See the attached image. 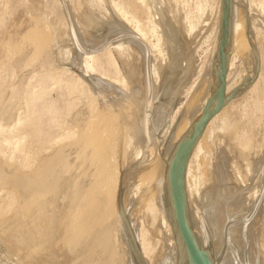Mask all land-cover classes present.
<instances>
[{
  "label": "rangeland",
  "instance_id": "374dc122",
  "mask_svg": "<svg viewBox=\"0 0 264 264\" xmlns=\"http://www.w3.org/2000/svg\"><path fill=\"white\" fill-rule=\"evenodd\" d=\"M241 1L245 3L247 9L249 7L247 5V0ZM257 2L260 8L257 7V10H259L258 12L257 10L253 11V16L255 19L257 17V20H259L258 22L256 20V27L261 42L264 44V0H257ZM115 6L117 7L115 8ZM198 6H202V8L205 6L203 9H206L202 14L198 13ZM222 7V0H145L144 4L141 0H0V156L2 152H6L5 156H3L5 154L3 153V157H0V188L2 187L0 189V264H96L97 261L100 262V264H121V260L122 264H126L129 259L126 257V260H123L126 254L125 251V254H122V250L120 252L117 250L120 249L118 244L121 242L114 243L115 245L109 244L104 251L100 248L99 250L102 251L100 253V251L97 250V252L99 251L97 257H94V254H89L90 249L91 253H96L95 249H93L92 241H97V233L100 232L99 235L102 234L100 236L98 235V241L100 242L101 240V243H105L106 239L108 240L111 235L112 240L117 237L116 232L111 230L114 229L116 224L112 216L113 211L106 213V208H104L109 202L108 198L106 200V205L105 202L102 201L96 205V207L98 206L97 208L90 207L95 213L93 214L92 221L84 225L86 227L82 226L78 228L79 231L76 230L77 232L75 233L71 232L70 226H68L71 223V218H69V216L70 211L73 210L72 208L79 202V197L77 195H80V192L78 193V191H81V194L90 193L92 187L96 183L94 175L97 173L98 166L96 167L90 162H85L81 169L78 166L80 162H78V160H80L82 154H80V151L79 154H77L78 149H76V147L78 146H75V148L72 147L70 141L65 143L56 141L59 143L56 144L53 140H56V138L58 140V138L63 136L64 132L68 129L70 130V128L77 130V137H81L80 134H82L81 132L87 122L93 121L99 111H103L102 115H104L102 119H109L112 115L116 117L118 114L117 116H119V118L117 117L118 119L116 120V125L118 126H116L117 129L114 131L113 135L114 143L112 142L115 147L114 150L111 151L113 155L112 164L116 168L115 170L118 171H116L117 174L119 173V176L117 175L120 179L119 183L124 182V180L128 182L124 188L125 193L128 192V194H130L132 190L134 191L132 192L133 194L135 191L137 192L139 189L138 187L143 183L140 181L141 178H139V183L136 182L135 179L137 178L138 180L136 173H133L135 174L134 177L132 174L131 177L129 175V178H127L126 171L133 166L134 169L135 165L137 166L139 164L136 167L137 169L142 163L147 165V162L148 164L154 162L155 158L160 159L159 154L162 156L164 151L163 146L167 144L169 139L173 140L174 136L177 135V125H179L177 123H180L183 118L182 116L190 110V101L194 106L192 102L196 97L194 95L196 93L198 94V89H202L203 86L205 88L206 82H208L207 78H209L208 75L215 67L214 60L216 59L217 52V47L215 45H218L217 41L221 24ZM119 10L127 13L125 14L126 21L123 20L124 18H120L119 14L121 12ZM233 17L236 18L234 24H236L237 21L243 23L242 18L238 14L232 16L231 23H233ZM139 27L141 32H145V36L147 34V39H143V41L136 35ZM36 32L44 33L43 35L45 38H49L47 39L49 43H46L47 47L44 48V46H46L44 42L46 39H42L43 42L39 41L40 39L36 37ZM149 34L151 36H154L152 34H156V36L151 38ZM255 36L256 34L254 33L253 38ZM254 39H256V37ZM40 43H42L41 51L39 50ZM159 44L160 46H158ZM37 47H39V49H37ZM13 48L16 49L13 50L15 52L11 54L12 50L10 49ZM37 51L39 53H37ZM240 55L241 56H238L235 61L234 70H232V77L236 79V81H239H235V83H238L237 88L249 75L248 70L250 66L248 55ZM89 56L102 57L100 59L102 62H99L101 68H99L98 72L87 70V66L90 64V62H87ZM109 63H112L113 66H110ZM244 72L245 76L243 78L240 75L243 76ZM101 73H103V75H101ZM107 75L108 78L105 77ZM111 78L116 81H120V79L121 81L123 80L122 82H124V85L122 87L120 83L116 85L118 82L114 84V82L109 80ZM204 78L206 80H204ZM228 81L229 79H226V83ZM101 82L107 85H101ZM98 83L101 86H99ZM202 83L203 86H201ZM235 83L233 81V84ZM10 84L12 86L11 88ZM72 85L77 87L76 93L73 90L74 86L71 87ZM34 90V94H36L35 98H33L34 96L32 94ZM77 91L80 94H78ZM9 94L12 98L10 99L12 100L11 102L15 100L12 104L13 106L10 104L11 102L9 103ZM262 94L264 95V69H259L249 89L242 93V97L234 108L226 112L225 122L217 119L211 121L207 134L203 138L201 153H199L198 157L194 160L192 169L194 171H192V173H194L195 188L198 194L195 198L199 199H197L198 202L194 199L195 202L191 204L192 207L199 208L192 209L196 211L195 213H197L198 210L199 214H197L199 216L197 215L198 219H196L198 223L201 219L199 227L203 229L202 231L206 234L209 233L208 237L214 251L215 263L217 261L222 262L230 255V264H252L253 262V264H264V96ZM90 98H95L96 103L93 107L88 108ZM32 99L33 102L31 101ZM26 102L31 103L29 107ZM117 103L119 104V109ZM5 104H7V106H5ZM81 109L83 110L81 111ZM121 110L123 113L119 115L120 113L118 112H122ZM37 116L38 119L41 118L40 122ZM24 119L26 122L28 121V124L25 123ZM172 119L174 122H172ZM32 120L33 122H31ZM22 121L24 123H22ZM34 121L37 123L35 124ZM251 121H253V123ZM17 124H21L22 126ZM131 124L135 126H133V130L136 127H141L139 129V131L142 130L140 131L142 133L140 136L142 135L145 138L142 136L141 138H137L139 134L133 133L135 131L132 130V126L129 128ZM139 124L140 126H138ZM17 126L19 127L16 128ZM14 128H16L15 131ZM173 128L175 130H173ZM236 128L237 131L235 130ZM17 129L19 130L17 131ZM251 133L252 136L250 135ZM24 134L25 136H29L28 142L24 145L26 147L25 153L33 155L30 165L26 167V169H24L25 167L23 165L25 154H17L13 156L14 160L11 159L10 161L12 146L15 143H13L12 146L3 143L6 140H17L18 137L21 138ZM133 134L134 136H132ZM169 135H171V138ZM135 136L137 140L134 138ZM127 137L133 139L125 155ZM167 137H169V139H167ZM4 138H6V140ZM245 141H250V149L249 147L246 149L241 148L240 143ZM69 142L71 143L70 146H68ZM151 146L153 148L155 146L157 147L154 148L156 149L155 152L152 150ZM151 150L154 156H152ZM137 153L140 154L141 157H139L140 159L138 158L135 163H132V157H136L135 155H137ZM35 154L38 155L36 156ZM53 154L54 156H52ZM58 156L61 159H58ZM50 157H52V159H50ZM58 160L60 161L57 167L56 164H58ZM140 160H142L141 165L138 163ZM47 163L48 166H46ZM159 164H161V160ZM9 166L15 167V174L10 175L8 174L10 172L7 173V171L11 169ZM50 166L52 167L51 169H56L57 171L50 170V172L54 174L50 173L53 174V176L50 177L48 173V178L50 177L49 180L46 179L48 174L45 172V169L48 170ZM54 166H56V168ZM38 167L43 169V171L45 170L44 174H47L46 176L44 175L45 180L42 185L41 183L43 182L44 176H41L43 179L40 183L39 180H41L40 174L42 170L38 169ZM79 169L80 174L78 173ZM36 173L39 177L37 175H35L36 177L34 176ZM7 175H10L11 178L7 179V177H5ZM28 177L32 179L30 181L34 182V184L30 185L31 182L26 179ZM34 178L36 179L34 180ZM132 179H135V181ZM58 180H61V182ZM62 180L63 185H59L62 183ZM56 181L58 182L57 184ZM36 183L38 185H36ZM68 183L71 184L70 187ZM26 184L29 185L26 187ZM120 184L121 187H119ZM120 184L118 189L122 190L123 183ZM80 185L81 187H79ZM128 185L131 188H129ZM4 186L6 187L4 188ZM61 186L65 187L63 188L64 191ZM103 186L104 184L102 188H105ZM12 187L17 190L16 196L18 195L19 197L18 201H21L22 198L28 201L34 198V202H32L30 208H28V214L26 215L27 212L25 213L26 217L20 214L22 210H20L18 204L8 212L4 211ZM24 187L27 189H24L25 192L22 189ZM81 188L86 191H82ZM119 190L117 191L118 193L116 192L118 195L120 192ZM50 191L53 192L50 193V195L52 194L51 196H49ZM26 192L28 194H26ZM143 193L141 198L145 196L146 192ZM118 195L116 196L115 202L118 199ZM27 196L30 199H28ZM55 199L60 200V203L58 201V205H54ZM138 201L139 200H135V203H132L130 207L131 212H134L135 209L137 212ZM40 202L44 203L40 204ZM119 203L120 202L117 201V205H119ZM39 204L42 207H44V205L49 206V209H47L46 206L44 208L41 206L39 207ZM49 204H53L55 209L53 206L50 207ZM37 208H39L38 210L40 211H38ZM40 208H42L45 213H42L43 211H41ZM77 210L79 212V208ZM36 211L39 212L40 216H43L41 217L42 219H40ZM85 211L84 215L87 213V210ZM215 211H217V214ZM89 213L90 212H88L87 215ZM202 214L208 216H206V220L203 219L206 217ZM36 215H38V218ZM73 215L74 214H71L70 217ZM146 218L148 219L147 216ZM218 218L220 219L218 220ZM147 219L145 220L146 222ZM207 220L208 222H205ZM149 221L150 218L147 222L150 224ZM62 222L65 225L62 224ZM96 222L98 225L100 222L101 226H98ZM216 222L219 223L217 224ZM147 223L146 225H148ZM210 223L217 224V231L215 225H211ZM208 225L211 226L214 232L210 228H207ZM35 226L38 227L37 231ZM61 226L63 227L61 228ZM94 226L97 227L95 228ZM40 227H42L41 229L43 230L39 229ZM93 227L96 229V235L94 234L95 232H93L95 231ZM146 227L148 228V226ZM149 227L150 229H148V231L151 230L148 232L149 242L153 243L157 240L159 242L158 245L160 244L156 253L154 252L155 257L153 255V264L154 262L156 264H162L164 259H166L169 254H172V249L168 246V240L164 230L158 233V228L155 227L154 229V227L152 228L150 225ZM203 227H205L206 230ZM29 229L30 231L26 232V230L28 231ZM60 230L63 232L61 233ZM58 231L61 233V238ZM218 231L219 234H217ZM231 231L233 232L231 233ZM30 233H32V235ZM65 233H68V237H70L68 240L67 234ZM210 233L213 234L214 238ZM38 234L42 235V238H40L42 242L40 241L41 244L38 243L39 245L36 243ZM56 234L58 235L57 237ZM92 234L95 235L96 239L93 240L94 236ZM216 235H218V237H216ZM49 236L52 239H50ZM54 236L56 237L55 239ZM149 236L151 239H149ZM58 237L60 238L59 240ZM248 238H250V240ZM53 239L56 240V242ZM52 240L54 242H52ZM65 240L68 242H65ZM69 241L72 243H70L71 246L69 245ZM50 242H52L53 246L49 244ZM214 244L216 246H214ZM247 245H250V248ZM252 247L254 249H252ZM215 249L217 251H215ZM250 249H252L250 252H252L254 256L249 252ZM217 252L219 253L218 255H216ZM248 252L254 257L253 262L250 260L252 257H249L250 254ZM90 255H92V257H90ZM115 258L117 259L113 263ZM127 264L129 263L127 262Z\"/></svg>",
  "mask_w": 264,
  "mask_h": 264
},
{
  "label": "bare ground",
  "instance_id": "6f19581e",
  "mask_svg": "<svg viewBox=\"0 0 264 264\" xmlns=\"http://www.w3.org/2000/svg\"><path fill=\"white\" fill-rule=\"evenodd\" d=\"M142 2H143V4H144V2H145V0H141ZM160 1V0H159ZM230 2H231V6H232V16L234 15V14H238L241 18H242V22L243 23H240L239 21H237V23L236 24H234L235 22H236V18L235 17H233V23H231V24H234V25H231V49H230V52H229V54H228V59H227V77H226V79L228 80L229 79V81L226 83V94L227 95H230L231 93H233L234 91H235V89L237 88V86H238V83H235V81H236V79H234L233 77H232V70H234V64H235V61H236V59H237V57L238 56H241L240 54H247L246 56L250 59L249 60V76L251 77V78H253L254 79V76H255V74H258V71H259V69H264V44L261 42V39H260V37H259V32H258V30H257V27H256V25H257V23H256V20H257V17H256V19H255V17L253 16L254 14H253V11H255V10H257V7H259L260 8V5H258V2H257V0H247V5L249 6L247 9H248V11H247V9H246V7H245V3H243L241 0H229ZM222 3H223V0H222ZM115 5V4H114ZM116 5H118V4H116ZM201 5V4H200ZM122 6V5H121ZM120 6V7H121ZM117 6H115V8H116ZM205 7V6H204ZM203 7V8H204ZM256 7V8H255ZM122 8H123V6H122ZM121 8V9H122ZM130 8V7H129ZM202 8V6H198V13L199 14H202L203 12H204V10L206 9H203ZM223 9H224V3H223V7H222ZM254 8V9H253ZM120 9V10H121ZM223 9H222V14H221V19H222V16H223ZM117 10H118V8H117ZM119 10V11H120ZM259 10H257V12H258ZM121 12V13H120ZM119 13V16H120V18H124L123 20H125V14H127L126 12H124V11H120ZM255 13V12H254ZM258 14V13H257ZM126 16H129V15H126ZM249 16H250V18H249ZM127 20V19H126ZM125 20V21H126ZM259 20H257V22H258ZM36 23V22H35ZM38 25V24H37ZM39 26V25H38ZM47 26V25H46ZM220 26H221V24H220ZM237 27V28H236ZM259 27V26H258ZM143 29V28H142ZM249 29L251 30V31H253V34L255 33L256 34V39H254L253 37L251 38L250 36H249ZM37 33V32H36ZM48 33H49V31H48ZM143 32H141L140 31V27H139V30H137V36H139L138 38H141L142 39V41H143V39L145 40V39H147L146 37H147V34H146V36L144 35L145 34V32L142 34ZM44 34V33H43ZM42 33H37L36 34V37H38L40 40L39 41H42L43 42V40L42 39H46V41H48L47 39H49V38H45V36L43 35ZM150 35V34H149ZM148 35V36H149ZM152 35H154V36H156V34H152ZM151 36V35H150ZM154 36H151V38H153ZM219 36H220V29H219V34H218V43H219ZM46 37H49V36H46ZM150 38V37H149ZM149 38H148V40H149ZM155 38H157V37H155ZM36 39V38H35ZM156 40V39H155ZM30 41V40H29ZM46 41H44L45 42V44L46 43H49V41L48 42H46ZM151 41V40H150ZM149 41V43L151 44V42ZM145 42V41H144ZM36 43V42H35ZM245 43H246V46H245ZM44 44V45H45ZM216 44V43H215ZM35 45V44H34ZM43 45V46H44ZM39 46V45H38ZM41 46H42V43H40V49H39V47H37V49H39L40 51H41ZM48 46H49V44H48ZM151 46V45H150ZM158 46H160V44L158 45ZM216 47H217V45H215ZM45 47H47V44H46V46H44V48ZM51 47V46H50ZM154 47V46H153ZM156 47V46H155ZM16 48H13V49H10V50H12V52H11V54L12 53H14L15 51H13V50H15ZM50 49V48H49ZM217 49V48H216ZM255 49H256V51H259V55H258V59H259V61L257 60V56H256V51H255ZM258 49V50H257ZM119 50V49H118ZM154 50V49H153ZM122 51V50H121ZM156 51V50H155ZM37 53H39L38 51H37ZM14 55V54H13ZM106 55V54H105ZM166 55V54H165ZM14 57V56H13ZM106 57V56H105ZM102 58V57H101ZM100 56L98 57V56H89V58H88V63L90 62V64L88 65L87 63V70H89V71H93V72H98L99 71V68H101V66H100ZM103 58H104V56H103ZM108 58V57H107ZM165 58V57H164ZM216 58V57H215ZM33 59V58H32ZM110 59V58H109ZM240 59V58H239ZM104 60V59H103ZM111 60V59H110ZM153 60V59H152ZM166 60V59H165ZM107 61V60H106ZM102 62V61H101ZM214 62H215V60H214ZM35 63V62H34ZM85 63V62H84ZM259 63V69L257 70V64ZM28 64V63H27ZM110 64V66H113L112 65V63H109ZM215 64V63H214ZM119 69V68H118ZM101 70V69H100ZM102 70H103V67H102ZM101 70V71H102ZM210 70V69H209ZM14 71H15V69H14ZM239 71V70H238ZM215 73H216V69H213V71L212 72H210V74L208 75L209 76V78H207L208 79V82H206V85H205V88H204V86H203V83H202V85L201 86H203L202 87V89H198V94L196 93L194 96H196L195 97V99H193L194 101H192L193 103H194V106L192 105V103H191V101H190V110L188 111V113H185L184 114V116H182L183 118L181 119V121H180V123H177V124H179V125H177L178 126V130H177V135L176 136H174V139L173 140H170L169 139V137L171 136V135H169V137H167V139H169V141L167 142V144L165 145V144H163V145H165V146H163V154H162V156H161V154H159L160 155V159L159 158H155L154 159V162H151V164H148V162H147V165L146 164H144V163H142V165H141V161L142 160H140V162H138V163H140V165L142 166H140L139 168H137L136 169V167L139 165H135V168L133 169V167H130L129 168V170H127L126 171V176H127V178H129L128 176L130 175V177H131V175L133 174V173H136V175H137V177H138V180H137V178H135L136 179V182H138L140 179L139 178H141V182H143V183H141L140 184V187H138L139 189H138V191L136 192L135 191V193L133 194L132 192H134L133 190L130 192V189H129V192H130V194H128V192H126L125 193V191H124V188H125V185L128 183L127 182V180H124V182H120V183H123L122 184V186H123V188H122V190L120 189H118V186H119V181H120V179H119V173L117 174V170H115L116 168L114 167V165L112 164L113 163V160H112V157H113V155L111 154V151L112 150H114V142H113V138H114V131L117 129L116 128V126H118V125H116L117 124V122H116V120L119 118V116H117L116 115V117L114 116L113 117V115L108 119H102L103 117V115H102V113H103V111H99V113H97V116H95L94 117V120L96 121H91V122H87V124H86V126L84 127V129L82 130V134H80L81 135V137H77L78 136V133H77V130H73V129H71L70 128V130L68 129V130H66L65 132H64V134H63V136H61L60 138H58V140H57V138H56V140H53V141H55L54 143H56V144H59V143H65V142H67V141H70L71 143H72V147H74L75 148V146H78L79 148H80V150H79V148L78 147H76V149H78L76 152H77V154H79V151H80V154H82L81 156L82 157H80V160H78V166L81 168L82 167V165L85 163V162H90V163H92V164H94V166H98L97 167V173H96V175H94L95 176V181H96V183H95V185L92 187V190L90 191V193H82L81 194V191H78V193L80 192V195H77L78 197H79V202H78V204H75V202H74V204L76 205H73V206H75V207H73L72 209V211H70V216H71V214H74L72 217H70L69 216V218H71L70 220H71V223H70V225H68V224H66V225H68V226H70L69 228H70V230H71V232H73V233H75V232H77L76 230H78V228L79 227H86V226H84V225H86V224H89L91 221H92V219H93V214L95 213V211H92L91 210V208L90 207H96V205L98 204V203H100V202H102V201H104L105 202V205L107 204L106 203V200H107V198H108V200H109V202H108V204L106 205V207H104V208H106L105 209V212L106 213H108L109 211H113V219H114V223H116L115 224V226H114V229H111L112 231L114 230L115 232H116V234H117V237L116 238H114L113 240H112V235L111 234H109V235H111L110 237H109V239L107 240L106 239V242L105 243H101V240H100V242L98 241V239H99V237H98V235H99V233H97L96 232V227L97 226H94L93 228L95 229V231H93V232H95L94 234L96 235V233L98 234V235H96L97 236V241L95 240V242L94 241H92L93 242V249H95V251H96V253H91V249H90V253L89 254H94V257L96 256L97 257V255H98V252L100 251L99 249L101 248L103 251H104V249L105 248H107L108 246H109V244H112V245H115L116 243H120V244H118V246H120L119 248L120 249H117V250H119L118 252H120L121 250H122V254H125V257H123L124 259L123 260H126V257L129 259L127 262L129 263V264H143V262H141L140 261V258H139V253L142 255V258H143V260H144V262H145V264H153V255H154V252L156 253V250H157V248L159 247V245H158V241L156 242H149V240H148V232L149 231H151V230H149L148 231V229H150V227H149V225L153 228L154 227V229H155V227L156 228H158V233H161V231L162 230H164V232H165V234H166V238H167V240H168V246L169 247H171V249H172V254H169V256L166 258V259H164V262L162 263V264H192L190 261H189V258H186V254H185V252L183 251L184 249H183V246H182V243L180 242V240H179V237H178V235H177V228H176V225H175V222H174V213H175V208H174V204H173V200H172V197H171V193H170V185H169V178H170V171H171V169H170V167H171V160H172V158H173V153H174V150H175V146L177 145H182V143L184 142V140H185V137L187 136V134H188V132L191 130V128H192V125L194 124V122H195V120L198 118V116L201 114V112H202V110L204 109V107H205V105L210 101V99L213 97V95L215 94V92H216V88H215V85H214V79H215ZM238 73V72H237ZM241 73V72H240ZM202 74H203V72H202ZM233 74H235V73H233ZM244 75L242 76V75H240L241 77H243L244 78V76H245V72L243 73ZM8 75V74H7ZM22 75V74H21ZM101 75H103V73H101ZM100 75V76H101ZM238 75H239V73H238ZM248 75V74H247ZM237 76V75H236ZM106 78H108V75L107 76H105ZM21 78V77H20ZM110 78V77H109ZM201 78V77H200ZM238 78H239V76H238ZM95 79V78H94ZM17 80V79H16ZM96 80V79H95ZM109 80H111L112 82H114V84H115V82L117 83L118 82V84H116V85H119V83H120V85H121V87L124 85L123 83L124 82H122L121 81V79H120V81H116L115 79V81L114 80H112V78L111 79H109ZM117 80H119V79H117ZM204 80H206L205 78H204ZM240 80V79H239ZM99 81V80H98ZM233 81H234V83L235 84H233ZM111 82V83H112ZM204 82V83H205ZM236 82H239V81H236ZM240 83H241V80H240ZM239 83V84H240ZM101 85H107V84H103L102 82L100 83ZM78 85V84H77ZM91 85V84H90ZM92 85H93V83H92ZM98 85H99V83H98ZM101 85H99V86H101ZM109 85V84H108ZM37 86V85H36ZM74 86V87H73ZM207 86V87H206ZM12 86H11V84H10V88H11ZM28 87H31V86H28ZM28 87H27V89H28ZM43 87V86H42ZM71 87H73V90L75 91V93H76V89H77V87H75V85H72ZM104 87V86H103ZM109 87V86H108ZM111 87H112V85H111ZM250 87V86H249ZM249 87L247 88V89H249ZM200 88V87H199ZM204 88V89H203ZM90 89V88H89ZM247 89H245V90H247ZM117 90V89H116ZM120 90V89H119ZM195 90V89H194ZM244 90V91H245ZM72 91V90H71ZM97 91V90H96ZM118 91V90H117ZM244 91L242 92V93H244ZM26 92V91H25ZM32 92V91H31ZM92 92V91H91ZM91 92H89V93H91ZM35 93V90L33 91V98H35V96H36V94H34ZM77 93H78V91H77ZM242 93H240V94H238V95H236V96H234V98L233 99H231V100H229V101H227L226 102V104L223 106V108L208 122V124L204 127V129H203V131H202V133H201V135H200V137H199V139H198V141H197V143H196V145H195V147H194V149H193V152L191 153V155H190V157H189V159H188V161H187V164H186V168H185V171H184V185H185V191H184V196H183V200H184V209H183V211H184V213L182 214L183 216H184V221L186 222V225H187V227H188V230H189V232L191 233V235H192V239H193V243H195L196 245H197V247L201 250V251H203L206 255H207V257L209 258V259H211L212 261H213V259H215V257H214V251H213V248H212V245H211V243H210V241H209V233H205V232H203L202 230L203 229H201L199 226V223L201 222V219H200V222L198 223L197 222V219H198V210H197V213H195L196 211H194L192 208H196V207H192V202H195L194 201V199H196L195 198V196L196 195H198L197 193H196V188H195V177H194V173H192V171H194V170H192L193 169V164H194V160L198 157V155H199V153H201L200 151H201V149H202V142H203V138L205 137V135L207 134V131H208V129H209V127H210V124H211V121L212 120H214V119H217V120H220V121H223V122H225V120H226V112L228 111V110H230V109H233L234 108V106L239 102V100H240V98L242 97ZM25 94H29V93H25ZM40 94V93H39ZM78 94H80V93H78ZM116 94V93H115ZM263 95V94H262ZM261 95V96H262ZM101 96V95H100ZM264 96V95H263ZM29 97H31V96H29ZM40 97V96H39ZM38 97V98H39ZM92 97V96H91ZM25 98H26V96H25ZM262 98V97H261ZM10 99H12L11 97H10V94H9V103L12 101V100H10ZM42 99V98H41ZM40 99V100H41ZM35 100V99H34ZM262 100V99H261ZM7 101V100H6ZM5 101V102H6ZM15 101V100H14ZM13 101V102H14ZM32 102H33V99L31 100ZM37 101V100H36ZM264 101V100H263ZM13 102H11L10 104L12 105L13 104ZM40 102V101H39ZM242 102V101H241ZM261 102V101H260ZM95 103H96V100H95V98H90V100H89V102H88V108H90V107H93L94 105H95ZM103 103V102H102ZM16 104H17V102H16ZM26 104L28 105V107L30 106V104L31 103H27L26 102ZM118 104V103H117ZM253 104V103H252ZM262 104V103H261ZM26 105V106H27ZM34 105V104H33ZM191 105H192V108H191ZM1 106H2V104H1ZM5 106H7V104H5ZM4 106V107H5ZM13 106V105H12ZM20 107V106H19ZM85 107H86V104H85ZM252 107H253V105H252ZM262 107V106H261ZM14 108V107H13ZM25 108V107H24ZM32 108V107H31ZM188 108V107H187ZM9 109V108H8ZM16 109V108H15ZM17 109H18V107H17ZM20 109H21V107H20ZM101 109V108H100ZM118 109H119V104H118ZM185 109V108H184ZM1 110V109H0ZM19 110V109H18ZM83 109H81V111H82ZM8 111V110H7ZM122 111V110H121ZM261 111V110H260ZM25 112H27V111H25ZM10 113H11V111H10ZM16 113H19V112H16ZM86 113V112H85ZM118 113H120L119 115H121V113H123V111L122 112H118ZM261 114V113H260ZM9 115V114H8ZM182 115H183V113H182ZM242 115H243V113H242ZM11 116H12V114H11ZM18 117V116H17ZM118 117V118H117ZM126 117V116H125ZM175 118H176V116H175ZM255 118V117H254ZM27 119V118H26ZM37 119H38V116H37ZM40 119L41 118H39L38 120H39V122H40ZM98 119H100V120H98ZM25 120V119H24ZM35 120V119H34ZM38 120H37V122H38ZM122 120V119H121ZM120 120V121H121ZM176 120V119H175ZM19 121H20V118H19ZM178 121H179V119H178ZM21 122V121H20ZM31 122H33V120L31 121ZM35 122V121H34ZM37 122H35V124L37 123ZM172 122H174L173 121V119H172ZM171 122V123H172ZM176 122H177V120H176ZM252 123H253V121H251ZM17 123V122H16ZM22 123H24L23 121H22ZM21 123V124H22ZM25 123H27L28 124V121L26 122V120H25ZM52 123V122H51ZM130 123V122H129ZM135 123V122H134ZM21 124H17V125H21ZM35 124H34V127H35ZM137 124V123H136ZM173 124V123H172ZM23 125V124H22ZM21 125V126H22ZM26 125V124H25ZM127 125V124H126ZM173 125H175V124H173ZM19 126H17L16 128H18ZM27 126V125H26ZM39 126V125H38ZM38 126H37V128H38ZM130 126H132V130H133V124H131V125H129V128H131ZM137 126V125H136ZM138 126H140V124L138 125ZM24 127V126H23ZM30 127V126H29ZM135 127V126H134ZM172 127V126H171ZM16 128H14V131L16 130ZM22 128V127H21ZM141 127H139V128H135L133 131H135V132H133V133H137V134H139V136H140V134H142L140 131H142V130H140L139 131V129H140ZM170 128V127H169ZM176 128V127H175ZM20 129V128H19ZM19 129H17V131L19 130ZM23 129V128H22ZM74 129H77V128H74ZM254 129V128H253ZM172 130V129H171ZM173 130H175L174 128H173ZM236 131H237V128L235 129ZM239 130V129H238ZM6 131V130H5ZM13 131V130H12ZM38 131V130H37ZM39 132V131H38ZM41 132V131H40ZM131 132V131H130ZM139 132V133H138ZM156 132V131H155ZM165 132V131H164ZM169 132V131H168ZM173 132H175V131H173ZM172 132V133H173ZM13 133V132H12ZM37 133V132H36ZM170 133V132H169ZM234 133V132H233ZM253 133V132H252ZM252 133L250 134L251 136H252ZM8 134H10V133H8ZM38 134V133H37ZM43 134V133H42ZM41 134V135H42ZM144 134V133H143ZM166 134H168V133H166ZM1 135V134H0ZM40 135V136H41ZM60 136V135H59ZM129 136H131V135H129ZM132 136H134V134L132 135ZM131 136V137H132ZM139 136H137V138H141V136L139 137ZM153 136V135H152ZM165 136H167V135H165ZM250 136V137H251ZM77 137V138H76ZM126 138V143H125V146H126V152H125V155L127 154V151H128V149L130 148V146H131V141H132V139L133 138ZM143 137V136H142ZM164 137V136H163ZM28 138H29V136H25V134L23 135V137H21V138H19L18 137V139L16 140V139H14V140H16V141H14L13 139L12 140H6V138H4L6 141H4L3 143H5V145L7 144L8 146H12V144L13 143H15L13 146H12V151H11V154H12V156H11V158L9 159L10 161H11V159H13L14 160V157L13 156H15V155H17V154H25V156H24V158H23V165H24V169H26V167H29V165H30V162H31V159H32V154L31 155H29L28 153H25V151H26V147L24 146V145H26V143L28 142ZM45 138V137H44ZM136 140H137V138H136V136L134 137ZM143 138H145V137H143ZM171 138V137H170ZM37 139H38V136H37ZM147 139V138H146ZM150 139V138H149ZM166 139V138H165ZM180 139V140H179ZM252 139V138H251ZM3 140V139H2ZM140 140H142V139H140ZM145 140V139H144ZM179 140V141H178ZM48 141V140H47ZM49 141H51V140H49ZM52 141V142H53ZM59 142V143H57V142ZM152 141V140H151ZM164 141V140H163ZM178 141V142H177ZM69 142V145L68 146H70V143ZM113 142V143H112ZM147 142V141H146ZM154 142V141H153ZM178 144H177V143ZM251 142H253V141H251ZM39 143V142H38ZM49 143V142H48ZM116 143V142H115ZM161 143H162V141H161ZM117 144V143H116ZM241 144V148L242 149H246V148H248L250 145V141H245V142H242V143H240ZM51 145V144H50ZM67 145V144H66ZM156 145H157V143H156ZM160 146V145H159ZM152 147V146H151ZM156 147V146H155ZM154 147V148H155ZM10 148V147H9ZM65 148V147H64ZM153 147H152V150H154V152H155V150L156 149H154ZM157 148V147H156ZM37 149V148H36ZM75 149V150H76ZM151 149V148H150ZM160 149V148H159ZM161 149H162V146H161ZM249 149H250V147H249ZM7 150H8V147H7ZM151 150V151H152ZM48 151V150H47ZM69 151V150H68ZM71 151V150H70ZM2 152V151H1ZM53 152H54V150H53ZM63 152V151H62ZM160 152V151H159ZM3 153H5L4 155H3ZM30 153V152H29ZM74 153V152H73ZM149 153H150V151H149ZM62 154V153H61ZM70 154V153H69ZM76 154V155H77ZM152 156H154V153H153V151H152ZM2 155L3 156H5L6 155V152H2ZM1 155V156H2ZM36 155V154H35ZM38 155V154H37ZM36 155V156H37ZM49 155V154H48ZM140 154H138L137 153V155H135L136 157H132V163H135V161L136 160H138V158L139 157H141V155L139 156ZM0 156V157H1ZM2 156V157H3ZM52 156H54V154L52 155ZM60 156V155H59ZM59 156H58V159H61V158H59ZM157 156H158V154H157ZM13 157V158H12ZM65 157V156H64ZM79 157V156H78ZM148 157H151V156H148ZM56 158V157H55ZM63 158V157H62ZM146 158V157H145ZM1 159V158H0ZM3 159V158H2ZM21 159V158H20ZM50 159H52V157H50ZM70 159V158H69ZM78 159V158H77ZM140 159V158H139ZM142 159V158H141ZM147 159V158H146ZM145 159V160H146ZM34 160V159H33ZM144 160V161H145ZM160 160H161V164H159L160 163ZM46 161H48V160H46ZM52 161V160H51ZM59 161L60 160H58V164H56V166L58 167V165H59ZM147 161H149V160H147ZM251 161V160H250ZM44 162V161H43ZM49 162V161H48ZM57 162V161H56ZM62 162V161H61ZM16 163V162H15ZM14 163V164H15ZM21 163V162H20ZM35 163V162H34ZM53 163V162H52ZM64 163V162H63ZM125 164V163H124ZM128 164V163H127ZM42 165V164H41ZM43 165H45V164H43ZM68 165V164H67ZM131 165H133V164H131ZM46 166H48V163L46 164ZM52 166H53V164H52ZM56 166H54L55 168H56ZM65 166V165H64ZM93 166V167H94ZM252 166V165H251ZM3 167V166H2ZM11 169H10V171H7V173L8 172H10V173H8V174H10V175H13V174H15V172H16V169H14L13 167H11V166H9ZM31 167V166H30ZM75 167V166H74ZM249 167V166H248ZM43 168V167H42ZM52 167L50 166V168L48 167V170L47 169H45L44 171L45 172H47V174L49 173H53V172H50V170L51 171H55V170H53V169H51ZM7 169H8V166H7ZM38 169H41V168H39L38 167ZM37 169V170H38ZM65 169V168H64ZM82 169V168H81ZM86 169V168H85ZM96 169V168H95ZM224 169V168H223ZM222 169V170H223ZM19 170V169H18ZM41 170H42V173H41ZM40 170V177L42 176H46L47 174H44V171H43V169H41ZM59 170V169H58ZM74 170H75V168H74ZM133 170V171H132ZM57 171V170H56ZM55 171V172H56ZM79 172V174H80V169L78 170ZM94 171H96V170H94ZM117 171V172H116ZM136 171V172H135ZM227 171V170H226ZM1 172V171H0ZM19 172V171H18ZM76 172V171H75ZM5 173H6V170H5ZM58 173H60V172H58ZM84 173V172H83ZM49 174L47 175V178L46 179H49L50 180V177L51 176H53V174H50V177L48 178V176H49ZM56 174V173H55ZM125 174V173H124ZM10 175H7V176H5V177H7V179L8 178H11V176ZM27 175V174H26ZM35 175H37L38 176V174L36 173V174H34V176ZM118 175V176H117ZM134 175L135 174H133L132 176L134 177ZM1 176V175H0ZM8 176H10V177H8ZM45 176H44V179L41 177V180H39L40 181V183L42 182V179H43V182L41 183V185L44 183V180H45ZM55 176V175H54ZM59 176V175H58ZM69 176V175H68ZM76 176V175H75ZM27 177V176H26ZM36 177V176H35ZM39 177V176H38ZM61 177V176H60ZM87 177H88V175H87ZM136 177V176H135ZM29 178V177H28ZM28 178H26L27 180H32V179H28ZM53 178V177H52ZM80 178H82V177H80ZM92 178H93V176H92ZM123 178H125V177H123ZM36 178H34V180H35ZM38 179V178H37ZM40 179V178H39ZM60 179V178H59ZM63 179V178H62ZM126 179V178H125ZM135 179H132V180H134L135 181ZM52 180H54V179H52ZM63 180H66V179H63ZM63 180H62V183H60L59 185H63ZM71 180V179H70ZM8 181V180H7ZM48 181V180H47ZM47 181H45L46 183H48ZM55 181V180H54ZM59 181V180H58ZM73 181V180H72ZM130 181V180H129ZM31 182V183H30ZM30 182H27V183H30V185L31 184H34V182H32V181H30ZM37 182V181H36ZM53 182V181H52ZM59 182H61V180L59 181ZM64 182H66V181H64ZM75 182V181H74ZM81 182V181H80ZM79 182V183H80ZM135 182V183H136ZM24 183H26V182H24ZM51 183V182H50ZM49 183V184H50ZM58 182L56 181V184H57ZM86 183V182H85ZM130 183V182H129ZM139 183V182H138ZM22 184V183H21ZM69 184V183H68ZM84 184V183H83ZM82 184V185H83ZM88 184V183H87ZM92 184V183H91ZM104 184V186L103 187H105V188H102V185ZM29 185V184H28ZM27 184H26V187L28 186ZM36 185H38L37 183H36ZM46 185V184H45ZM66 185V184H65ZM70 185L71 184H69L68 186L70 187ZM75 185V184H74ZM86 185V184H85ZM84 185V186H85ZM136 185V184H135ZM146 185H147V187H146ZM33 186V185H32ZM35 186V185H34ZM47 186V185H46ZM49 186V185H48ZM55 186H57V185H55ZM54 186V187H55ZM130 186H131V184H130ZM6 186H4V188H5ZM10 187V186H9ZM8 187V188H9ZM23 187V186H22ZM26 187H24V188H22L23 189V191H24V189H26ZM30 187V186H29ZM28 187V188H29ZM52 187V186H51ZM59 187V186H58ZM62 187V190H63V188H65V187H63V186H61ZM79 187H81V185L79 186ZM119 187H121V184H120V186ZM128 187H129V185H128ZM133 187V186H132ZM2 188V187H1ZM0 188V189H1ZM31 188V187H30ZM46 188H48V187H46ZM129 188H131V187H129ZM134 188V187H133ZM132 188V189H133ZM146 188V189H145ZM12 190H11V192L9 193V198H8V200H7V203H6V205H5V207H4V211L5 212H8V211H10V210H12V208L13 207H16V205L18 204L20 207V210H22V212L20 213V214H22V216H24V217H26V215L28 214V212H29V210H28V208H30V204H32V202H34L33 201V199H30V198H28V196H27V198L28 199H30L29 201L28 200H24L23 198L21 199V203L18 201V195L16 196V194H17V190L16 189H14L13 187L11 188ZM42 189V188H41ZM59 189V188H58ZM82 189V188H81ZM90 189V188H89ZM104 189V190H103ZM120 191L119 192V195L118 194H116V192L118 191V190ZM21 190V189H20ZM27 190V189H26ZM46 190H48V189H46ZM50 190V189H49ZM54 190V189H53ZM55 190H56V187H55ZM80 190V189H79ZM87 190H88V188H87ZM126 190H127V188H126ZM225 190V189H224ZM32 191V190H31ZM58 191V190H57ZM64 191V190H63ZM66 191V190H65ZM70 191H72V190H70ZM82 191H86L85 189H82ZM221 191V190H220ZM3 192V191H2ZM25 192V191H24ZM45 192V191H44ZM55 192V191H54ZM143 192H146L145 193V196L143 197V198H141V195L142 194H144ZM18 193H19V190H18ZM47 193H48V191H47ZM50 193H53V192H49V196H51L50 195ZM59 193V192H58ZM77 193V194H78ZM118 193V192H117ZM132 193V194H131ZM20 194V193H19ZM24 194V193H23ZM26 194H28L27 192H26ZM55 195H57L56 193H54ZM74 194V193H73ZM1 195H2V193H1ZM25 195V194H24ZM40 195H41V193H40ZM118 195V199H117V201L118 202H120L119 203V205H117V201L115 202V200H116V196ZM21 196H22V194H21ZM32 197V196H31ZM37 197V196H36ZM48 197V196H47ZM197 197V196H196ZM44 198V197H43ZM42 198V199H43ZM52 198V197H51ZM63 198V197H62ZM40 199V198H39ZM53 199H54V197H53ZM57 199V198H56ZM55 199V201H57V202H55L54 200V205H58L59 203H60V200H56ZM71 199V198H70ZM197 199H199V198H197ZM197 199H196V201H197ZM44 200V199H43ZM66 200V199H65ZM74 200L76 201V199L74 198ZM77 200V201H78ZM135 200H139L138 202V208H137V212H136V209L134 210V212L132 211L131 212V205H132V203L135 201ZM38 201V200H37ZM58 201H59V203H58ZM36 202V201H35ZM39 202V201H38ZM51 202V201H50ZM198 202V201H197ZM255 202V201H254ZM253 202V203H254ZM41 203H44V202H40V204ZM135 203V202H134ZM35 204V203H34ZM38 205L39 207L41 206V205ZM51 204V203H50ZM49 204V205H50ZM115 204V205H114ZM137 204V203H136ZM196 204V203H195ZM256 204V203H255ZM42 205H44V204H42ZM53 204L52 205H50V207L51 206H53L54 207V209H55V206H54ZM62 205H63V202H62ZM196 205H198V204H196ZM252 205H254V204H252ZM35 206V205H34ZM46 205H44V207H45ZM99 206H101V205H99ZM199 206V205H198ZM32 207V206H31ZM36 207H37V204H36ZM42 207V206H41ZM44 207H42V208H44ZM47 207V209H49V206H46ZM52 207V208H53ZM56 207H58V206H56ZM98 207V206H97ZM96 207V208H97ZM103 207V206H102ZM235 207V206H234ZM42 208H40L41 209V211H43L42 210ZM59 208V207H58ZM79 208V212H78V209ZM197 208H199V207H197ZM196 208V209H197ZM251 208H253V207H251ZM39 208H37V210H38ZM81 209H82V211H81ZM99 209V208H98ZM103 209V208H102ZM101 209V210H102ZM249 209V208H248ZM28 210V211H27ZM45 210V209H44ZM53 210V209H52ZM85 210H87V213L88 212H90L88 215H87V213H86V215H84V211ZM89 210V211H88ZM217 210V209H216ZM250 210V209H249ZM38 211H40V210H38ZM48 211H51V210H48ZM47 211V212H48ZM80 211H81V214H80ZM218 211V210H217ZM217 211H215L216 212V214H217ZM27 212V213H26ZM33 212V211H32ZM35 212V211H34ZM37 212V211H36ZM53 212V211H52ZM55 212V211H54ZM63 212V211H62ZM77 212V213H76ZM86 212V211H85ZM199 212H200V209H199ZM248 212V211H247ZM13 213V212H12ZM25 213H26V215H25ZM38 213V215H39V212H37ZM42 213H45V211H43ZM41 213V214H42ZM59 213V212H58ZM110 213V212H109ZM135 213V214H134ZM208 213V212H207ZM31 214V213H30ZM50 214V213H49ZM52 214V213H51ZM55 214V213H54ZM82 214H83V216H82ZM96 214H97V212H96ZM95 214V215H96ZM100 214V213H99ZM201 214V213H200ZM206 214V213H205ZM204 214V215H205ZM9 215H10V213H9ZM32 215H34V214H32ZM32 215H30V216H32ZM38 215H36V217L38 216ZM43 215V214H42ZM60 215V214H59ZM198 215V216H197ZM203 215V214H202ZM203 215V216H204ZM210 215V214H209ZM20 216V215H19ZM52 216V215H51ZM56 216V215H55ZM63 216V215H62ZM97 216V215H96ZM107 216V215H106ZM111 216V217H112ZM146 216L148 217V219L150 218V224L149 223H147L148 222V219L146 218ZM207 216V215H206ZM206 216H204V217H206ZM259 216V215H258ZM24 217H22V218H24ZM29 217V216H28ZM39 217H40V219H42L41 217H43V216H40L39 215ZM95 217V216H94ZM103 217H104V215H103ZM208 217V216H207ZM207 217L206 218H203V219H207ZM211 217H213V216H211ZM33 218V217H32ZM31 218V219H32ZM38 218V217H37ZM50 219H52L51 217H49ZM96 218V217H95ZM102 218V217H101ZM197 218V219H196ZM200 218V217H199ZM214 218V217H213ZM46 219V218H45ZM53 219H54V217H53ZM99 219V218H98ZM105 219V218H104ZM147 219V222L145 221ZM216 219V218H215ZM220 218H218V220H219ZM33 220H35V219H33ZM39 220V219H38ZM49 220V219H48ZM48 220H47V223H48ZM59 220V219H58ZM100 220V219H99ZM109 220V219H108ZM110 220H112V219H110ZM211 220V219H210ZM218 220H216V221H218ZM8 221V220H7ZM31 221V220H30ZM39 221H41V220H39ZM50 221V220H49ZM54 221H56V220H54ZM98 221V220H97ZM104 221V220H103ZM106 221V220H105ZM212 221H213V219H212ZM211 221V222H212ZM4 222V221H3ZM31 222H33V221H31ZM205 222H208V220L207 221H205ZM205 222H203V223H205ZM215 222V221H214ZM6 223V222H5ZM26 223H27V221H26ZM35 223V222H34ZM37 223V222H36ZM42 223V222H41ZM43 223H44V221H43ZM51 223V222H50ZM53 223V222H52ZM68 223V222H67ZM97 223V222H96ZM96 223H94V224H96ZM146 223L148 224V225H146ZM217 223V222H216ZM213 224V225H215V228H216V225L219 223H217V224ZM38 224H39V222H38ZM62 224H64L63 222H62ZM93 224V223H92ZM101 223L99 222V225H98V223H97V225L98 226H101L100 225ZM111 224V223H110ZM207 224V223H206ZM205 224V225H206ZM211 224V223H210ZM209 224V225H210ZM211 224V225H212ZM24 225V224H23ZM31 225V224H30ZM53 225V224H52ZM65 225V224H64ZM91 225V224H90ZM89 225V226H90ZM104 225V224H103ZM202 225V224H201ZM208 225V227L207 228H210L211 229V226H209ZM220 225V224H219ZM34 226V225H33ZM40 226V225H39ZM48 226H50V225H48ZM55 226V225H54ZM112 226V225H111ZM146 226H148V228L146 227ZM207 226V225H206ZM24 227V226H23ZM36 228V231H37V226H35ZM63 226H61V228H62ZM88 227V226H87ZM91 227V226H90ZM21 228H22V226H21ZM42 227H40L39 229H41ZM60 228V229H61ZM68 228V229H69ZM113 228V227H112ZM204 229H205V227H203ZM26 229H28V228H26ZM32 229V228H31ZM64 229V228H63ZM90 229V228H89ZM214 229V228H213ZM235 229V228H234ZM233 229V230H234ZM247 229V228H246ZM250 229V228H249ZM249 229H248V231H249ZM41 230H43V229H41ZM62 230V229H61ZM60 230V231H61ZM65 230H67V229H65ZM70 230H69V232H70ZM153 230V229H152ZM206 230V229H205ZM212 230V229H211ZM223 230V229H222ZM30 231V229L27 231L26 230V232H29ZM33 231V230H32ZM31 231V232H32ZM60 231H58V234H60V238L62 237L61 236V233L63 232V231H61V233H60ZM79 231V230H78ZM112 231H111V233H112ZM208 231H210V230H208ZM213 231V230H212ZM216 231H217V228H216ZM235 231V230H234ZM25 232V233H26ZM42 232V231H41ZM41 232H39V233H41ZM65 232V231H64ZM68 232V233H69ZM89 232V231H88ZM114 232V233H115ZM119 234H118V233ZM214 232V231H213ZM212 232V233H213ZM233 231H231V233H232ZM22 233H24V232H22ZM43 233V232H42ZM47 233V232H46ZM68 233H65V234H67V240L70 238V237H68ZM102 233V232H101ZM31 235H32V233H30ZM45 234V233H44ZM49 234V233H48ZM72 234V233H71ZM70 234V235H71ZM79 234V233H78ZM81 234V233H80ZM211 234V233H210ZM216 234V233H215ZM217 234H219V231L217 232ZM26 235H27V233H26ZM33 235H34V233H33ZM93 235V234H92ZM95 235H93L94 237H93V240L94 239H96V237H95ZM100 235H102V234H100ZM99 235V236H100ZM149 235H150V233H149ZM212 235V237L214 238V236H213V234H211ZM222 235V234H221ZM234 235V234H233ZM24 236H25V234H24ZM24 236H23V239H24ZM46 236V235H45ZM48 236V235H47ZM58 235L56 234V237H57ZM64 236V235H63ZM73 236V235H72ZM83 236H84V234H83ZM83 236H81V237H83ZM88 236V235H87ZM108 236V235H107ZM158 236H159V234H158ZM231 236V235H230ZM20 237H22V236H20ZM27 237V236H26ZM35 237V236H34ZM33 237V238H34ZM37 237H38V239H36L37 240V244L38 243H40V241L42 240V239H40V238H42V235L41 234H38L37 235ZM55 236H54V239L56 238ZM150 237V236H149ZM216 237H218V235H216ZM221 237V236H220ZM36 238V237H35ZM47 238V237H46ZM46 238H45V240H46ZM49 238H50V236H49ZM59 237H58V240L60 239ZM103 238V237H102ZM210 238H211V236H210ZM231 238V237H230ZM241 238V237H240ZM26 239V238H25ZM48 239V238H47ZM50 239H52V238H50ZM50 239H48V240H50ZM53 239V240H54ZM71 239H74V238H71ZM80 239V238H79ZM149 239H151V237L149 238ZM156 239V238H155ZM249 240H250V238H248ZM20 240V239H19ZM52 240V242H56V240H54L53 241ZM158 240H160V239H158ZM217 240V239H216ZM246 240V239H245ZM21 241V240H20ZM20 241H19V243H20ZM51 241V240H50ZM62 241V240H61ZM64 241V240H63ZM71 241V240H70ZM69 241V245H70V242ZM83 241V240H82ZM152 241V240H151ZM234 241V240H233ZM21 242H23V241H21ZM42 242V241H41ZM52 242H50L49 244H51L52 245ZM60 242V241H59ZM65 242H68V241H66L65 240ZM102 242H103V240H102ZM216 242V241H215ZM235 242V241H234ZM243 242V241H242ZM57 243H58V241H57ZM89 243V242H88ZM115 243V244H114ZM161 243V242H160ZM214 243V242H213ZM7 244V243H6ZM41 244V243H40ZM68 244V243H67ZM72 244V243H71ZM219 244V243H218ZM239 244V243H238ZM242 244V243H241ZM39 245V244H38ZM216 245H217V243H216ZM215 244H214V246H216ZM10 246V245H9ZM53 246V245H52ZM71 246V245H70ZM111 246V245H110ZM248 246V245H247ZM250 246V245H249ZM248 246V247H249ZM54 247H56V246H54ZM67 247V246H66ZM75 247V246H74ZM91 247V246H90ZM217 248V247H216ZM234 248V247H233ZM237 248V247H236ZM241 248H242V246H241ZM250 248V247H249ZM67 249V248H66ZM92 249V250H93ZM218 249V248H217ZM244 249V248H243ZM252 249H254L253 247H252ZM252 249H250L249 250V252L252 250ZM74 250V249H73ZM97 250H99L98 252H97ZM101 250V251H102ZM32 251V250H31ZM82 251V250H81ZM94 251V252H95ZM101 251H100V253H101ZM124 251H125V253H124ZM215 251H217L216 249H215ZM233 251H235V250H233ZM89 252V251H88ZM248 252V253H249ZM24 253V252H23ZM33 253V252H32ZM62 253V252H61ZM70 253V252H69ZM216 253V252H215ZM242 253V252H241ZM251 254H252V252H250ZM249 253V254H250ZM254 253V252H253ZM68 254V253H67ZM219 253L217 252V254L216 255H218ZM249 255V257L251 258L252 257V255L254 256V254H252V255ZM63 255V254H62ZM168 255V254H167ZM30 256V255H29ZM56 256V255H55ZM88 256V255H87ZM164 256V255H163ZM90 257H92V255H90ZM154 257H155V255H154ZM162 257V256H161ZM160 257V258H161ZM227 257V256H226ZM230 257V255H228V257L227 258H223L224 260L222 261V262H220V261H217L216 263L213 261V264H225L226 263V261L227 260H229V261H227V263L226 264H230L231 262V258H229ZM239 257V256H238ZM248 257V258H249ZM25 258H26V256H25ZM100 258V257H99ZM98 258V259H99ZM163 258V257H162ZM254 257H252L250 260L253 262L254 261V259H253ZM97 259V260H98ZM117 258H115L114 259V261H113V263L115 262V260H116ZM120 259V258H119ZM122 259V258H121ZM240 259V258H239ZM89 260H91V259H89ZM96 260V259H95ZM94 260V261H95ZM113 260V259H112ZM112 260H111V263H112ZM155 260V259H154ZM249 260V261H250ZM54 261V260H53ZM110 261V260H109ZM163 261V260H162ZM17 262V261H16ZM125 262V261H124ZM127 262H126V264H127ZM159 262H160V260H159ZM15 263V262H14ZM254 263V262H253ZM252 263V264H253ZM260 263V262H259ZM90 264V263H89ZM96 264H100V262H96ZM121 264H122V260H121ZM125 264V263H124ZM154 264H156L155 262H154ZM238 264V263H237Z\"/></svg>",
  "mask_w": 264,
  "mask_h": 264
},
{
  "label": "water",
  "instance_id": "95a60500",
  "mask_svg": "<svg viewBox=\"0 0 264 264\" xmlns=\"http://www.w3.org/2000/svg\"><path fill=\"white\" fill-rule=\"evenodd\" d=\"M224 9L221 19L219 43L217 45L216 59H215V79L214 85L216 92L210 101L205 105L201 114L195 120L191 130L185 137L182 145H176L171 160V171L169 178L170 193L173 200L175 213L174 222L177 228V235L183 246V251L186 254V258L192 264H213V261L207 257V255L201 251L195 243H193L192 235L188 230L186 222L184 221V171L187 161L193 152V149L208 122L223 108L227 101L234 98V96L242 93L247 89L254 81L249 75L243 80L241 85L235 89L230 95L226 94V77H227V59L231 49V22H232V6L229 0H223ZM249 36L253 37V31L249 29ZM256 51V49H255ZM257 60L258 51H256ZM259 69V63L257 64V70ZM178 144V143H177ZM140 261L145 264L142 255L139 253Z\"/></svg>",
  "mask_w": 264,
  "mask_h": 264
}]
</instances>
